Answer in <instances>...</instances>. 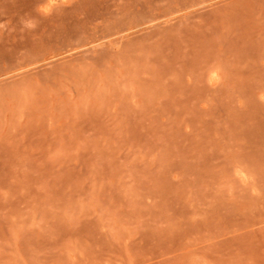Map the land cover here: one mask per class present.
I'll use <instances>...</instances> for the list:
<instances>
[{
	"label": "rangeland",
	"instance_id": "374dc122",
	"mask_svg": "<svg viewBox=\"0 0 264 264\" xmlns=\"http://www.w3.org/2000/svg\"><path fill=\"white\" fill-rule=\"evenodd\" d=\"M0 264H264V0H0Z\"/></svg>",
	"mask_w": 264,
	"mask_h": 264
}]
</instances>
